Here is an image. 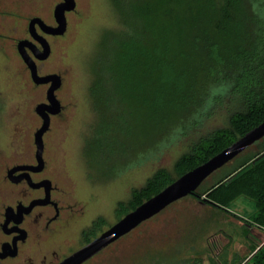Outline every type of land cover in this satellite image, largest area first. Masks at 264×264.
I'll use <instances>...</instances> for the list:
<instances>
[{"label": "rangeland", "instance_id": "374dc122", "mask_svg": "<svg viewBox=\"0 0 264 264\" xmlns=\"http://www.w3.org/2000/svg\"><path fill=\"white\" fill-rule=\"evenodd\" d=\"M61 1L0 0V208L3 203L10 204L15 194L7 181L6 167L28 160L35 151L34 133L42 124L35 107L46 102L48 88L31 81L16 42L27 38L31 18L38 16L51 23L54 8ZM74 1L75 9L65 13V33L45 37L50 55L36 62L40 75L61 77L56 95L63 109L50 117L43 135L45 174L64 189L75 216L60 239L39 242L40 253L56 249L65 254L80 244L82 232L96 220H101L98 235L108 229L119 220L117 204L127 203L133 189L143 187L160 168L174 177L177 159L201 137L226 124L225 112L215 110L192 129L179 131L155 152L140 155L121 171L119 166L114 170V148L94 153L90 164L84 147L99 121L90 92L94 63L109 54L101 43L107 32L122 29V23L114 0ZM218 171L199 188L210 186ZM227 209L230 213L186 196L85 264H246L264 243V229L252 218L255 202L240 197Z\"/></svg>", "mask_w": 264, "mask_h": 264}, {"label": "trees", "instance_id": "16d2710c", "mask_svg": "<svg viewBox=\"0 0 264 264\" xmlns=\"http://www.w3.org/2000/svg\"><path fill=\"white\" fill-rule=\"evenodd\" d=\"M114 6L122 29L107 32L101 44L109 54L94 63L90 92L99 121L84 147L89 162L114 148V170L121 171L205 115L226 116L224 126L177 159L174 177L160 168L119 202L120 219L264 121V0H114ZM217 173L191 196L227 213L246 197L264 229V138ZM246 264H264V243Z\"/></svg>", "mask_w": 264, "mask_h": 264}, {"label": "water", "instance_id": "95a60500", "mask_svg": "<svg viewBox=\"0 0 264 264\" xmlns=\"http://www.w3.org/2000/svg\"><path fill=\"white\" fill-rule=\"evenodd\" d=\"M74 9V0H62L58 3L53 11V16L56 22L55 26L46 25L39 17H33L29 20V34L36 42H38L41 48H38L28 39L19 40L16 45L18 54L29 70L31 81L35 85H49L46 91V102L39 103L35 107L36 114L42 120L41 126L34 133V144L37 148V159L40 164L42 161L41 155L43 151V135L49 128L50 115L58 114L60 111V103L56 98L55 92L61 85V77L55 73L46 75H40L38 73L36 61L46 60L50 55L51 49L46 38L35 31V25H38L42 33L45 35H63L67 26L65 13L73 11ZM26 49L31 50L33 52V56H31ZM263 138L264 121L249 130L243 136L235 140L229 146L225 147L204 163L173 180L160 192L142 202L135 209L126 213L115 224L102 231L94 239L64 258L59 264H83L100 251L104 250L110 244L130 233L143 222L159 214L169 205L186 196L194 194L200 185L214 172L229 164L236 157L244 153ZM18 169L21 168L16 167L7 171V178L10 181H18L17 179L12 178V175ZM39 169H41V166L37 168V170ZM42 184L43 183L33 185L34 187H40ZM46 201L47 198L43 201H38V203H45ZM8 248V245H5L2 249L3 251H6L5 253H7ZM5 253H0V257H4L6 255Z\"/></svg>", "mask_w": 264, "mask_h": 264}, {"label": "flooded vegetation", "instance_id": "af4514ba", "mask_svg": "<svg viewBox=\"0 0 264 264\" xmlns=\"http://www.w3.org/2000/svg\"><path fill=\"white\" fill-rule=\"evenodd\" d=\"M42 21L48 26L56 25L54 18L51 23L43 19ZM35 31L46 38L53 37L44 35L38 25H35ZM22 39H28L38 48L40 47L38 42L30 36L28 25L27 38L17 39L16 45L18 41ZM26 50L33 56L31 50ZM62 109L63 106H60L59 112H61ZM59 114L60 113L57 115ZM52 116L53 115H50V117ZM31 155L32 156L28 160L18 161L6 167V172L16 167H20L21 169H18L12 175V178L18 181L12 182L7 179L14 189L15 194L10 204L3 203L0 208V253L6 252L3 251V246L8 245L9 247L7 253H5L6 255L0 257V264H59L64 258L98 235H91L89 233L91 230L90 228L82 232L80 244L69 249L65 254L59 253L56 249L45 252L41 251L40 253L39 242H49L51 240L60 239L66 226L71 219L74 218L75 211L73 210L72 204H70L68 200L66 201V192L64 189L54 184L45 174L46 160L44 158V142L41 164L37 159L36 146L34 153ZM39 166H41V169L37 170ZM39 183H43L42 186L34 187L33 184ZM46 198L47 201L45 203H38V201H43ZM30 240H32V242H29ZM28 243L29 245H27ZM98 254L94 255L92 258Z\"/></svg>", "mask_w": 264, "mask_h": 264}]
</instances>
